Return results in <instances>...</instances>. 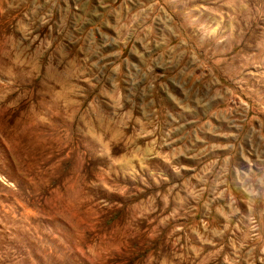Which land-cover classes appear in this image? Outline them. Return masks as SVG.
Returning a JSON list of instances; mask_svg holds the SVG:
<instances>
[{"label": "rangeland", "instance_id": "1", "mask_svg": "<svg viewBox=\"0 0 264 264\" xmlns=\"http://www.w3.org/2000/svg\"><path fill=\"white\" fill-rule=\"evenodd\" d=\"M0 264H264V0H0Z\"/></svg>", "mask_w": 264, "mask_h": 264}]
</instances>
